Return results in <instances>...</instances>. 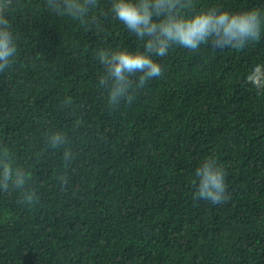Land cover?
<instances>
[{
	"label": "trees",
	"instance_id": "16d2710c",
	"mask_svg": "<svg viewBox=\"0 0 264 264\" xmlns=\"http://www.w3.org/2000/svg\"><path fill=\"white\" fill-rule=\"evenodd\" d=\"M18 52L0 73V156L29 178L0 190V264H264V33L242 50L173 46L131 104H107L99 48H143L110 0L86 25L18 0ZM264 10V0H195ZM62 132L66 144L49 136ZM68 153L66 156L65 154ZM215 158L229 200L195 197ZM66 178L67 183H63ZM38 200L21 203L29 192Z\"/></svg>",
	"mask_w": 264,
	"mask_h": 264
},
{
	"label": "clouds",
	"instance_id": "9594fccd",
	"mask_svg": "<svg viewBox=\"0 0 264 264\" xmlns=\"http://www.w3.org/2000/svg\"><path fill=\"white\" fill-rule=\"evenodd\" d=\"M100 0H47V6L59 15L67 16L86 26L91 13L99 7ZM20 7L18 0H0V73L7 70L18 52V39L11 17ZM108 11L126 29L143 41V48H99L95 55L103 73L98 85L107 90V104L118 107L131 104L135 92L148 81L162 75L161 65L154 57L163 58L173 46L195 51L201 45L212 48L242 50L250 42L258 41L264 33V10L251 9L231 12L217 6L196 10L195 0H110ZM247 81L264 92V64L255 66L247 75ZM67 142L62 132L49 136L53 147ZM66 156L68 153L65 154ZM5 148L0 156V190L10 186L22 189L29 178L21 168L15 167ZM224 166L215 158H207L196 170L195 197L221 204L230 199L225 183ZM67 183L66 178H62ZM36 193L29 192L21 203L33 204Z\"/></svg>",
	"mask_w": 264,
	"mask_h": 264
}]
</instances>
